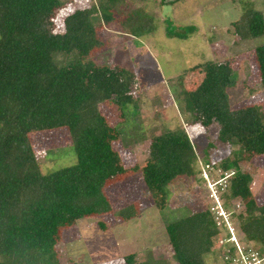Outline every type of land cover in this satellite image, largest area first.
<instances>
[{"label": "trees", "instance_id": "1", "mask_svg": "<svg viewBox=\"0 0 264 264\" xmlns=\"http://www.w3.org/2000/svg\"><path fill=\"white\" fill-rule=\"evenodd\" d=\"M122 4L123 0H99L105 26L119 19ZM59 5V0H0V264H60L56 251L60 230L73 226L77 219L109 213L104 187L127 172L112 148L116 130L98 106L110 101L126 114L131 105L135 116L136 106L128 99L134 78L127 70L97 66L89 59L103 42L87 10H77L65 19L63 35L41 32L38 24ZM250 12L249 21L233 23L238 40L264 36L263 15ZM128 13L146 20L141 12ZM184 29L177 32L167 22L165 34L186 40L197 31L193 26ZM149 32L138 26L130 30L136 38ZM73 52L72 63L58 62L60 54ZM254 53L264 88V44L255 47ZM200 67L205 71L201 86L178 95L193 121L205 128L215 123L218 141L229 144L233 156L264 155V109L253 105L231 110L226 89L234 85L235 73L211 62ZM59 128L68 130L77 162L42 176L29 134ZM196 156L195 145L184 130L155 136L150 145L154 163L141 171L144 183L161 187L166 196L165 186L193 175ZM231 168L230 163L222 165L223 171ZM230 185L231 196L240 197L245 205L243 234L264 247L263 208L255 204L246 185L234 179ZM134 215L131 207L119 212L123 221ZM166 232L177 264H204L214 230L200 214L167 224ZM125 262L146 264L135 262L133 255Z\"/></svg>", "mask_w": 264, "mask_h": 264}, {"label": "rangeland", "instance_id": "2", "mask_svg": "<svg viewBox=\"0 0 264 264\" xmlns=\"http://www.w3.org/2000/svg\"><path fill=\"white\" fill-rule=\"evenodd\" d=\"M59 3L53 15L37 28L63 35L69 15L89 11L103 42L89 59L97 66L129 71L134 83L128 99L137 109L133 116L131 105L126 114L110 101L98 106L116 130L112 148L127 172L104 187L109 213L77 219L73 226L60 230L56 245L60 264H126L130 255L137 263L177 264L166 226L199 214L214 230L204 264H240L239 250L243 249L264 258V247L248 240L241 230L245 205L240 197L231 196L230 185L232 179L246 185L264 213V155L233 156V148L218 141V126L214 123L205 128L194 122L178 97L180 92L190 94L201 86L205 71L200 66L211 62L228 66L235 73L234 85L226 89L231 110L253 105L264 109V88L254 53L255 47L264 44V36L241 41L233 27L240 19L249 21L252 10L264 17V0H123L119 19L108 26L100 19L99 0ZM130 10L141 12L146 20L129 16ZM167 22L177 32L183 33L189 26L197 31L186 40L170 38L165 34ZM137 26L151 32L136 38L130 30ZM75 57L74 52L60 54L58 62L70 64ZM182 130L196 148L194 173L174 179L163 189V197L161 187L144 183L141 171L154 163L150 157L152 139ZM29 139L42 176L76 164L66 128L33 132ZM225 163L232 168L223 171ZM129 207L135 215L123 221L119 212Z\"/></svg>", "mask_w": 264, "mask_h": 264}, {"label": "built area", "instance_id": "3", "mask_svg": "<svg viewBox=\"0 0 264 264\" xmlns=\"http://www.w3.org/2000/svg\"><path fill=\"white\" fill-rule=\"evenodd\" d=\"M217 184L219 183L218 182L215 183L213 187H215ZM216 190L217 189L215 188V192ZM220 216L223 217L224 215L220 214ZM239 255L241 257L239 260L240 264H261L262 260H264V258H261L258 253L255 252L251 253L250 251H246L245 249H243V251L239 250Z\"/></svg>", "mask_w": 264, "mask_h": 264}]
</instances>
